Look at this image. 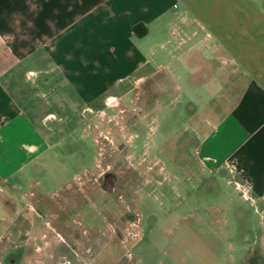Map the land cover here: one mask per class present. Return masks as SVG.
I'll return each mask as SVG.
<instances>
[{"label":"crops","instance_id":"crops-1","mask_svg":"<svg viewBox=\"0 0 264 264\" xmlns=\"http://www.w3.org/2000/svg\"><path fill=\"white\" fill-rule=\"evenodd\" d=\"M153 85L209 87L188 98L219 117L200 148L264 201V0H0V237L93 157L88 117Z\"/></svg>","mask_w":264,"mask_h":264},{"label":"rangeland","instance_id":"rangeland-1","mask_svg":"<svg viewBox=\"0 0 264 264\" xmlns=\"http://www.w3.org/2000/svg\"><path fill=\"white\" fill-rule=\"evenodd\" d=\"M183 89L134 86L88 117L92 160L36 190L0 237V264H224L264 250V201L200 148L219 117L188 98L209 87Z\"/></svg>","mask_w":264,"mask_h":264},{"label":"trees","instance_id":"trees-1","mask_svg":"<svg viewBox=\"0 0 264 264\" xmlns=\"http://www.w3.org/2000/svg\"><path fill=\"white\" fill-rule=\"evenodd\" d=\"M138 28H139V26H136V27H135V30L137 31V30H138Z\"/></svg>","mask_w":264,"mask_h":264}]
</instances>
